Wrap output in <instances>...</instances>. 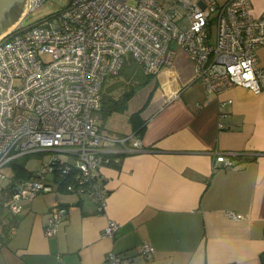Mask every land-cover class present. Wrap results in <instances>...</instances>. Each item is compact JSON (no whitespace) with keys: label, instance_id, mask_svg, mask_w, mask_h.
Instances as JSON below:
<instances>
[{"label":"crops","instance_id":"0c3cea01","mask_svg":"<svg viewBox=\"0 0 264 264\" xmlns=\"http://www.w3.org/2000/svg\"><path fill=\"white\" fill-rule=\"evenodd\" d=\"M250 1L260 16L264 0ZM256 54L264 68V45ZM175 58L141 88H148L146 99L133 112L145 121L140 150L100 169L104 210L89 194L68 192L49 178L52 190L24 199L17 217L9 210L16 180L4 187L0 264H103L111 251L133 264H261L264 92L237 86L208 94L187 53L178 49ZM220 153L232 156L234 167L215 162ZM59 206L67 213L47 236ZM109 220L121 225L113 238L103 234ZM147 243L151 259L139 255Z\"/></svg>","mask_w":264,"mask_h":264},{"label":"built area","instance_id":"2783aa9c","mask_svg":"<svg viewBox=\"0 0 264 264\" xmlns=\"http://www.w3.org/2000/svg\"><path fill=\"white\" fill-rule=\"evenodd\" d=\"M45 1L27 0L21 21L0 37V192L8 163L52 154L33 178L12 184L14 216L22 214L24 199L52 190L49 178L68 192L89 194L104 210L108 190L100 182L101 167L141 148L133 132L102 134L94 117L106 80L119 74L127 57L157 75L172 66L180 49L206 93L237 86L264 92V68L257 66L256 54L264 45V12L253 16L250 0H71L61 11L23 26L25 16ZM215 162L234 167L229 154L220 153ZM66 213L62 206L52 209L47 236L56 234ZM120 227L109 220L103 234L113 238ZM154 254L149 243L139 248L146 259ZM133 263L111 251L103 264Z\"/></svg>","mask_w":264,"mask_h":264},{"label":"trees","instance_id":"16d2710c","mask_svg":"<svg viewBox=\"0 0 264 264\" xmlns=\"http://www.w3.org/2000/svg\"><path fill=\"white\" fill-rule=\"evenodd\" d=\"M125 61L126 63L119 71V74L112 77L115 79L110 84V88L112 87L113 91H107L108 88L104 84L101 111L106 117L116 112H127L129 102L133 96L139 89L147 86L155 77L154 74L150 75L145 72L143 66L132 57H127ZM128 121L131 124L132 132L141 136L145 129V121L141 118V112L129 115ZM29 156H21L10 162L13 167V180L19 181L21 179L33 178L35 171L29 170L24 161ZM60 187L65 188L63 184H60ZM2 189L4 190V186ZM260 262L264 264V251L260 254Z\"/></svg>","mask_w":264,"mask_h":264},{"label":"rangeland","instance_id":"374dc122","mask_svg":"<svg viewBox=\"0 0 264 264\" xmlns=\"http://www.w3.org/2000/svg\"><path fill=\"white\" fill-rule=\"evenodd\" d=\"M71 0H48L42 3V5L38 6L35 10L25 16V19L22 22L23 26L27 24H34L40 20H43L50 16V14L61 11L64 7L68 6ZM226 0H218L219 4L224 3ZM22 17V13L20 15V19ZM14 27V25H13ZM11 27V28H13ZM10 28V29H11ZM108 77L106 80L105 86H107V91L112 92V87L110 88V84L114 82V78ZM148 88L139 89V92L136 93L133 100L129 104L128 111L125 113L116 112L113 115L108 117L104 116L101 110L94 112V117L96 120V124L100 126V130L102 134H108L117 136L120 134H127L131 130V124L128 121V117L131 113L135 112L140 104L145 101L146 93ZM52 154L50 152H44L42 154H33L26 158L25 164L30 170H38L41 169L45 162L50 160ZM2 173L5 175V179L2 181L3 186L6 187L13 180V167L12 164L8 163L7 166L2 168Z\"/></svg>","mask_w":264,"mask_h":264},{"label":"water","instance_id":"95a60500","mask_svg":"<svg viewBox=\"0 0 264 264\" xmlns=\"http://www.w3.org/2000/svg\"><path fill=\"white\" fill-rule=\"evenodd\" d=\"M27 0H0V37L16 25L24 12Z\"/></svg>","mask_w":264,"mask_h":264},{"label":"bare ground","instance_id":"6f19581e","mask_svg":"<svg viewBox=\"0 0 264 264\" xmlns=\"http://www.w3.org/2000/svg\"><path fill=\"white\" fill-rule=\"evenodd\" d=\"M10 30V29H9Z\"/></svg>","mask_w":264,"mask_h":264}]
</instances>
